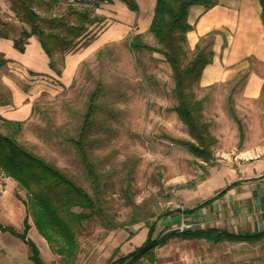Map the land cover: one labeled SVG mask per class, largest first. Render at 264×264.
Here are the masks:
<instances>
[{
	"label": "rangeland",
	"instance_id": "1",
	"mask_svg": "<svg viewBox=\"0 0 264 264\" xmlns=\"http://www.w3.org/2000/svg\"><path fill=\"white\" fill-rule=\"evenodd\" d=\"M38 3L35 9L43 17L63 16L72 22L76 17L71 12L74 8L90 9L94 18L87 24L77 48L55 56L57 66L63 71L66 56L78 54L80 60L74 63L72 79L66 84L59 80L56 84H47L48 89L34 102L31 117L20 128L7 129L0 124V132L12 135L92 193L77 150L66 138L77 134L89 95L101 86L96 126L90 134L88 150L102 181L104 217L83 223L78 235L80 252L76 264H105L111 257L117 259L132 252L147 237L146 221H157L153 239L169 236L182 222L169 221L179 218L180 214L173 215L176 209L196 205L225 181L250 174L263 175L264 145L246 146L237 141L239 130L228 103L232 95L236 106L234 93L244 84L247 71L220 84L195 85L197 97L206 98L204 115L210 129L221 137L214 147V161L201 164V159L178 143L190 136L176 112L170 110L176 100L168 63L159 52L135 53L129 46L131 38L138 33L145 42L157 46L146 21L139 27L123 26L118 7L108 3L94 8L91 4L72 5L59 0L49 11ZM119 4L128 9L123 2ZM0 28L13 38L30 29L15 16L9 0H0ZM215 37L209 39L213 44ZM187 53L192 56L189 50ZM237 105L235 110L249 136L248 141L258 136L264 139V87L259 98L251 103L241 99ZM211 174L213 178L203 183V178ZM5 190L14 200L27 201L26 191L0 170V193ZM9 201L10 196H5V202ZM9 218L0 212V221ZM185 246L184 239L169 237L155 249L153 264H180ZM43 259L52 264H69L52 250H46ZM239 262L264 264V259ZM143 264L152 263L143 259Z\"/></svg>",
	"mask_w": 264,
	"mask_h": 264
},
{
	"label": "trees",
	"instance_id": "2",
	"mask_svg": "<svg viewBox=\"0 0 264 264\" xmlns=\"http://www.w3.org/2000/svg\"><path fill=\"white\" fill-rule=\"evenodd\" d=\"M10 9L30 29H24L18 38H13L14 47L20 52L25 51L28 38L36 36L44 51L50 58L49 66L61 76L62 69L57 66L55 56L58 52H69L77 48L78 41L83 37L87 24L92 22L91 10L77 11L74 21L66 17H43L35 9V5L47 11L52 9L59 0H9ZM94 8L102 3L112 4L115 0H84ZM130 10L138 12L139 5L136 0H119ZM218 3L217 0H156L148 32L152 34L157 46H152L143 40L141 34L134 35L129 46L135 53L142 51L159 52L168 63L171 76L174 80L173 95L176 104L170 109L178 115L181 122L187 127L190 139L178 142L185 147L195 158L201 159V164L212 163L215 159L214 147L218 139L211 131V125L204 115L206 98H199L195 92V85L200 80L205 68L212 63L214 51L212 44L214 35L218 31H211L197 42L193 54L188 56L186 50L187 33L191 29L188 21L189 9L193 5H205L211 8ZM261 18L264 21V0H260ZM72 8V7H71ZM0 37L9 38L10 34L0 28ZM226 44V43H225ZM7 62L0 54V67ZM99 85L88 98L87 109L81 116V123L75 136H68L66 140L77 150L79 162L83 167L85 177L90 184L92 193L81 187L72 176L26 148L12 135L0 132V170L12 178L18 186L26 191V216L24 218L25 230L17 233L12 227L0 229L10 231L21 238L29 247L30 258L34 264L47 263L35 242L28 238L30 229L29 218L36 225L39 233L46 239L51 250L58 254L64 262L76 264L80 252L78 235L85 221L103 218L102 207L103 186L98 167L88 150V140L96 123L95 115L99 109L98 97L101 94ZM230 113L238 124L240 137L243 139L244 128L242 121L235 111L232 95L228 97ZM7 129L20 128L22 122L2 120ZM232 184L220 190L210 199L198 204L192 209L185 210L192 213L196 209L212 202L222 196L231 188ZM181 209H178L180 211ZM157 221H146L148 227L144 242L132 252L117 259L111 257L105 264H143V259L149 263L156 261L155 249L167 242L169 237L182 239H204L218 243L223 241L255 243L264 238V232L249 233L230 231L228 229L189 228L175 231L169 236L163 235L153 239ZM236 264H254L253 262H239Z\"/></svg>",
	"mask_w": 264,
	"mask_h": 264
},
{
	"label": "crops",
	"instance_id": "3",
	"mask_svg": "<svg viewBox=\"0 0 264 264\" xmlns=\"http://www.w3.org/2000/svg\"><path fill=\"white\" fill-rule=\"evenodd\" d=\"M136 1L139 5L138 12L128 7L126 9L119 4V0L109 4L118 7L123 26L139 27L145 21L149 26L156 0ZM217 1L218 3L211 8L205 5L190 7L188 21L191 29L187 33L186 50L192 55L200 38L211 31L219 32L214 38L213 61L205 68L197 83L199 87H208L247 71L248 76L244 84L234 93L237 108V103L241 99L251 103L263 93L264 21L261 18V4L260 0ZM224 41L226 45L221 58ZM0 54L7 59L6 64L0 67V124L3 119L27 121L32 115L34 102L49 86L47 82L36 77H55L59 82L66 84L74 74V63L80 60L78 54L66 56L64 69L61 76H58L50 68V58L36 36L28 38L24 52L14 47L13 37H0ZM238 133L237 141L240 144L244 142L246 146L264 145L263 137L258 136L253 139L254 141H248L249 136L245 131L243 139L240 137V131ZM215 137L218 140L221 138L219 135ZM213 176L211 174L208 178H203V183L208 182L207 180ZM231 184V188L222 196L192 213L185 212ZM200 188L198 187V191ZM8 192L5 190L0 193V212L9 215L10 218L6 219L7 221H0V224L4 227H12L17 233H23L26 206L22 201L14 200ZM7 195L11 198L8 204L5 202ZM178 214H180L179 218L174 217L169 221H186L193 224L191 228L213 227L249 233L264 232V169L263 175L250 174L225 181L210 196H203L196 205H187L186 209L180 211L176 209L173 215ZM29 224L28 238L35 242L43 257L44 252L51 248L34 222L29 221ZM184 240L186 246L182 251L180 264H236L238 261L264 259V238L251 244L247 241L214 243L204 239ZM0 264H34L30 258L28 245L10 231L2 229H0Z\"/></svg>",
	"mask_w": 264,
	"mask_h": 264
},
{
	"label": "built area",
	"instance_id": "4",
	"mask_svg": "<svg viewBox=\"0 0 264 264\" xmlns=\"http://www.w3.org/2000/svg\"><path fill=\"white\" fill-rule=\"evenodd\" d=\"M68 3L72 5H77V4H87L86 1L84 0H66ZM38 80H42L44 82H47L48 84H56L58 83V80L55 77H44V76H38L36 77ZM193 226V224L188 223L186 221H182L176 228V231H183L185 229H189Z\"/></svg>",
	"mask_w": 264,
	"mask_h": 264
}]
</instances>
